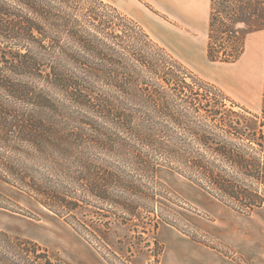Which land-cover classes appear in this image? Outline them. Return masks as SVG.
I'll list each match as a JSON object with an SVG mask.
<instances>
[{
  "label": "trees",
  "instance_id": "obj_1",
  "mask_svg": "<svg viewBox=\"0 0 264 264\" xmlns=\"http://www.w3.org/2000/svg\"><path fill=\"white\" fill-rule=\"evenodd\" d=\"M253 4L259 19L251 24L238 6ZM259 29L264 0H211L207 59L234 62L245 33ZM139 36L153 44L102 0H0V180L62 218L108 264L130 262L149 229L159 261L161 223L184 232L161 200L171 192L141 189L159 164L240 213L264 207V122L239 130L238 120H216L214 96L205 93L200 106L198 78L169 53L160 62L140 49ZM0 264L71 263L0 228Z\"/></svg>",
  "mask_w": 264,
  "mask_h": 264
},
{
  "label": "rangeland",
  "instance_id": "obj_2",
  "mask_svg": "<svg viewBox=\"0 0 264 264\" xmlns=\"http://www.w3.org/2000/svg\"><path fill=\"white\" fill-rule=\"evenodd\" d=\"M102 2L115 7L118 12L144 28L154 45L139 36L140 49L154 53L160 57V62H163L161 54L169 53L187 68L186 73L198 78L192 85L194 90L200 93L199 98L202 101L200 106L205 103L204 99L209 98L205 97V93L214 96L221 110L216 120L225 118L228 124V119L238 120V124L235 121L232 124L239 130H249L252 126L258 127L262 121L264 122V103L258 109H254L253 105L246 106L213 81L219 73L216 67L219 63L209 61L205 51L211 0H102ZM179 8L188 17L189 24L185 27L184 36L175 44L170 41L163 42L156 34L162 33L164 37L171 35L170 24L176 25L177 20L168 12ZM256 9L255 4L248 9L249 12L238 6L239 16L252 24L259 19ZM106 11L110 21H118L113 16V10ZM141 17L150 23L162 22L163 27L154 32L151 25L148 27L143 24ZM238 25L240 31L244 32L247 24ZM135 64L144 68L140 62L135 61ZM187 80L190 81V78ZM214 85H217L220 91L214 89L212 87ZM231 99L256 117L233 105ZM207 109L215 108L210 103ZM204 114L205 110L200 108L198 117L203 120ZM195 117L197 118L196 114ZM205 120L208 121L209 118ZM227 129L233 130L231 127ZM5 146L0 141V150ZM145 181L149 182L141 187L144 192L149 191L152 194L158 189L163 191V188L171 192V201L161 200L176 212L180 228L184 229V232L169 224H160L156 238L164 248L159 261H156L154 253L157 248L149 229L142 233L144 239L142 238L140 242L141 249L125 264H264V207L249 214L240 213L163 164L156 167L154 178H146ZM139 200L145 204L144 198ZM0 228L12 234L34 239L71 264H108L92 245L62 218L25 191L2 180H0ZM114 228H117L118 233L123 231L119 227ZM190 234L197 236L204 243L192 240ZM110 237L112 239L113 235Z\"/></svg>",
  "mask_w": 264,
  "mask_h": 264
},
{
  "label": "crops",
  "instance_id": "obj_3",
  "mask_svg": "<svg viewBox=\"0 0 264 264\" xmlns=\"http://www.w3.org/2000/svg\"><path fill=\"white\" fill-rule=\"evenodd\" d=\"M168 13L176 18L177 24H170L171 35L164 37L162 33L160 35L158 32L159 35L156 34V36L163 42L170 41L175 44L184 36L185 27L189 24L188 17L180 8L173 9ZM208 20L209 14L207 31ZM141 21L148 27L151 25L154 32L163 27L162 22L150 23L145 18H142ZM243 46V53L234 62H218L219 65L216 67L219 73L213 78V81L240 103L246 106L253 105L254 109H258L264 103V29L248 30L245 33Z\"/></svg>",
  "mask_w": 264,
  "mask_h": 264
}]
</instances>
